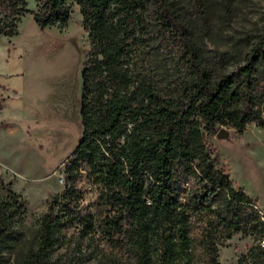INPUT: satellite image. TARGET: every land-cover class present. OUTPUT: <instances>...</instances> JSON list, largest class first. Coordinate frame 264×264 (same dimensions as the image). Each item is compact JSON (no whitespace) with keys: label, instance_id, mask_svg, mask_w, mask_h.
Instances as JSON below:
<instances>
[{"label":"trees","instance_id":"trees-1","mask_svg":"<svg viewBox=\"0 0 264 264\" xmlns=\"http://www.w3.org/2000/svg\"><path fill=\"white\" fill-rule=\"evenodd\" d=\"M36 1L35 11L27 0H0V39L16 35L27 14L44 28L78 5L88 44L82 132L63 190L30 234L26 202L0 176V264H75L55 254L73 225L81 241L99 237L94 264H221V246L239 232L259 237L252 261L240 264H264V220L208 140L218 127L264 126V35L209 48L216 0ZM81 160L95 191L83 209Z\"/></svg>","mask_w":264,"mask_h":264},{"label":"rangeland","instance_id":"rangeland-1","mask_svg":"<svg viewBox=\"0 0 264 264\" xmlns=\"http://www.w3.org/2000/svg\"><path fill=\"white\" fill-rule=\"evenodd\" d=\"M215 2L218 9L207 24L209 48L225 50L243 36L264 35V0ZM38 6L36 0H27L30 10L36 11ZM184 6H193L192 0H184ZM69 8L65 23L38 28L27 14L21 17L16 35L0 39V176L26 202L28 234L47 211L49 198L63 190L64 167L82 132L80 74L88 44L78 5L71 2ZM241 40L247 48L249 39ZM170 50L174 65L182 63L177 40ZM225 127L231 130V141L219 140L216 134L208 137L218 166L228 173L236 189L255 201L264 220V126ZM79 164L82 176L78 184L83 190L79 207L83 209L95 191L87 181L85 163L81 160ZM74 226L66 228L68 240L55 254L65 262L94 264L99 237L93 243L81 241ZM258 244L259 237L236 233L221 246L219 260L221 264H240L248 256L247 261H252L251 252Z\"/></svg>","mask_w":264,"mask_h":264},{"label":"water","instance_id":"water-1","mask_svg":"<svg viewBox=\"0 0 264 264\" xmlns=\"http://www.w3.org/2000/svg\"><path fill=\"white\" fill-rule=\"evenodd\" d=\"M216 138L219 140L231 141L232 133L231 130L225 126H222L216 133Z\"/></svg>","mask_w":264,"mask_h":264},{"label":"built area","instance_id":"built-area-1","mask_svg":"<svg viewBox=\"0 0 264 264\" xmlns=\"http://www.w3.org/2000/svg\"><path fill=\"white\" fill-rule=\"evenodd\" d=\"M62 181H64V178H62ZM261 246L264 247V241L261 240Z\"/></svg>","mask_w":264,"mask_h":264},{"label":"bare ground","instance_id":"bare-ground-1","mask_svg":"<svg viewBox=\"0 0 264 264\" xmlns=\"http://www.w3.org/2000/svg\"><path fill=\"white\" fill-rule=\"evenodd\" d=\"M264 241V240H263Z\"/></svg>","mask_w":264,"mask_h":264}]
</instances>
